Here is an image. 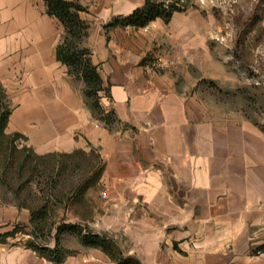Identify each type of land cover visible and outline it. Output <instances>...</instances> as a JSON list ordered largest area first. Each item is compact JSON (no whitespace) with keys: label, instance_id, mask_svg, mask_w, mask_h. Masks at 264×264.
Masks as SVG:
<instances>
[{"label":"crops","instance_id":"1","mask_svg":"<svg viewBox=\"0 0 264 264\" xmlns=\"http://www.w3.org/2000/svg\"><path fill=\"white\" fill-rule=\"evenodd\" d=\"M72 1L85 7L81 45L102 81L99 103L115 120L94 115L84 81L58 60L65 29L46 1L0 0L5 131L23 134L37 154L94 150L107 197L75 218L141 264H264V131L213 110L201 94L211 68L208 21L188 8L167 22L106 28L144 0ZM159 57L166 65L155 70ZM30 218L27 207L0 200V234L27 225L0 243V264H54L24 245ZM59 246L61 264H114L72 235Z\"/></svg>","mask_w":264,"mask_h":264},{"label":"rangeland","instance_id":"2","mask_svg":"<svg viewBox=\"0 0 264 264\" xmlns=\"http://www.w3.org/2000/svg\"><path fill=\"white\" fill-rule=\"evenodd\" d=\"M177 1L185 10H198L205 25L207 21L209 24L204 40L210 47V78L200 86L206 103L213 110L225 111L227 117L250 121L264 131V0ZM198 59L203 56L200 54ZM24 141L18 138L16 147L0 151V200H19L32 208L46 202L48 225L37 236L42 243L52 241L56 228L68 222L89 228L75 217H90L92 205H100L99 199L105 198L102 193L107 192L98 182L85 189L83 200L76 194L84 180L93 176L99 160L89 154H56L28 159L27 165L20 168L25 158H33ZM56 194L65 196L55 201L52 195ZM97 233L106 234L119 246L107 232ZM66 235L80 241L78 234L66 231L59 234V239Z\"/></svg>","mask_w":264,"mask_h":264},{"label":"trees","instance_id":"3","mask_svg":"<svg viewBox=\"0 0 264 264\" xmlns=\"http://www.w3.org/2000/svg\"><path fill=\"white\" fill-rule=\"evenodd\" d=\"M47 4V11L50 15L57 17L64 26L65 35L61 42L57 46L56 54L58 60L62 61L68 66L70 73L76 77L82 78L85 83V95L90 103V107L97 118L103 121L105 124H110L115 120L114 114L111 110L106 111L99 103L98 92L103 89L102 81L98 73L96 65L91 62L90 50L87 47L81 45V39L86 31L85 22L79 17L78 12L84 10L85 7L72 0H45ZM184 7L177 0H144L143 5L136 7L131 13L127 15H116L106 25V28L113 26H128L145 27L152 20L160 17L164 21H169L172 14L175 11H183ZM11 112V107L8 103L7 96L4 88L0 84V151L4 150V147H16L14 144L16 139L20 138L25 140V136L20 133H7L5 131L8 118ZM25 147V146H23ZM24 152V149L21 148ZM26 150L30 152L33 158H29L30 155L23 160V164L20 168H24L28 163V159H36V157H45L53 155H65L67 157H73L77 154H89L94 155L98 160V168L94 172L93 176H90L84 180L83 185L78 189L76 197L79 200H83L85 189L89 186H96L98 184L102 171L103 163L99 158V155L90 150L85 152L78 149L71 153H48L37 154L30 147H26ZM51 184V180L49 181ZM73 194V193H72ZM50 195V194H49ZM71 195V194H70ZM65 195H52L55 197V201L60 200ZM62 201V200H60ZM18 206L27 207L30 211V237L25 240L24 245L35 250L41 256H44L54 262V264H61L63 253L59 246V234L62 231L72 232L78 234L80 242L82 244L99 247L102 249L111 259L114 264H141V262L131 256L125 255L122 250L116 245L112 239H109L104 233H97L90 228H82L78 223L68 222L66 224L59 225L56 228L54 239L56 244L54 247H49L43 244L37 239L38 232H42L44 228H47L46 216L48 214L46 202L39 207H31L30 205L22 201H13ZM24 227L27 225H16L11 231L0 234V243H5L7 237L14 236L18 231H25ZM64 229V230H62Z\"/></svg>","mask_w":264,"mask_h":264},{"label":"built area","instance_id":"4","mask_svg":"<svg viewBox=\"0 0 264 264\" xmlns=\"http://www.w3.org/2000/svg\"><path fill=\"white\" fill-rule=\"evenodd\" d=\"M169 63L172 64L173 61L171 60V61H169ZM165 65H166V63L164 62V60H163L161 57H159V58H157L156 60H154V61L151 62V66H152L155 70L163 69V68L165 67ZM102 195H103L104 197H106V193H105V192H103Z\"/></svg>","mask_w":264,"mask_h":264}]
</instances>
